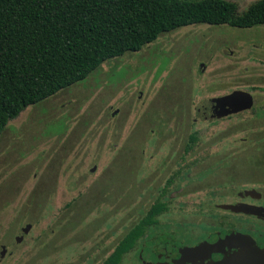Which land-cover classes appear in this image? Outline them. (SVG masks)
I'll return each instance as SVG.
<instances>
[{"label": "rangeland", "instance_id": "374dc122", "mask_svg": "<svg viewBox=\"0 0 264 264\" xmlns=\"http://www.w3.org/2000/svg\"><path fill=\"white\" fill-rule=\"evenodd\" d=\"M226 1L241 13L256 0ZM233 90L249 92L252 106L202 113L210 97ZM190 135L195 150L174 152ZM221 178L264 186V25L195 23L160 33L8 120L0 132V264H102L123 238L141 233L133 224L143 208L174 201L162 200L160 188L220 186ZM123 252L115 264H124Z\"/></svg>", "mask_w": 264, "mask_h": 264}, {"label": "trees", "instance_id": "16d2710c", "mask_svg": "<svg viewBox=\"0 0 264 264\" xmlns=\"http://www.w3.org/2000/svg\"><path fill=\"white\" fill-rule=\"evenodd\" d=\"M235 9L226 0H0V132L27 105L160 33L195 23L264 25V0ZM127 245L125 237L102 264H115Z\"/></svg>", "mask_w": 264, "mask_h": 264}, {"label": "flooded vegetation", "instance_id": "af4514ba", "mask_svg": "<svg viewBox=\"0 0 264 264\" xmlns=\"http://www.w3.org/2000/svg\"><path fill=\"white\" fill-rule=\"evenodd\" d=\"M211 98L202 113L219 117L211 116ZM196 141L185 140L173 150L192 153ZM179 175L175 171L172 179ZM220 184L160 188L162 200L174 201L157 200L141 210L143 218L133 225L140 223L142 231L128 237L124 264H264V186H227L226 178ZM182 189L189 198L180 202Z\"/></svg>", "mask_w": 264, "mask_h": 264}, {"label": "water", "instance_id": "95a60500", "mask_svg": "<svg viewBox=\"0 0 264 264\" xmlns=\"http://www.w3.org/2000/svg\"><path fill=\"white\" fill-rule=\"evenodd\" d=\"M213 114L211 116H225L248 109L252 106V95L243 90H233L228 94L212 97Z\"/></svg>", "mask_w": 264, "mask_h": 264}]
</instances>
